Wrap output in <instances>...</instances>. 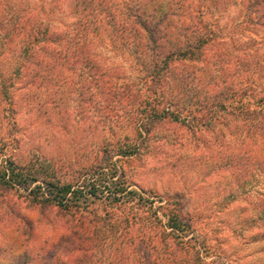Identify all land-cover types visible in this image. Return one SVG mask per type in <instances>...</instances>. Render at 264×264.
<instances>
[{
  "label": "trees",
  "instance_id": "trees-1",
  "mask_svg": "<svg viewBox=\"0 0 264 264\" xmlns=\"http://www.w3.org/2000/svg\"><path fill=\"white\" fill-rule=\"evenodd\" d=\"M68 1L74 23L62 29L45 22L36 5L14 6L0 0V208L2 190L12 188L23 190L29 201L41 207L66 211H84L97 199L109 205L135 201L138 207L148 202L146 229L140 214L126 218L128 227L142 231V236L136 233L134 238L128 230L122 233L125 220L119 217H98L96 210L93 222H86L84 216L78 218L76 230H71L64 242V264H86L88 253L97 249L109 251L113 260L108 264H205L196 243L183 237L189 228L176 203L165 214L164 222L152 201L129 189L128 180L116 177V163H108L107 171L104 164H92L83 183L77 184L78 180L63 182L58 168L45 161L23 162L18 158L16 151L22 140L19 115L30 110L54 117L56 110L64 117L73 110L71 102L75 100V110L83 108L93 119L111 124L110 120L117 118V122L131 124L134 139L126 136L114 150L117 155L131 157L141 153L162 119L171 117L186 125L191 117L190 126L200 129L195 113L198 105H205L213 110L209 119L214 124L219 119H232L243 135L235 144L213 138V165L232 183L224 192L229 194L219 203L220 212H225L238 199L233 188L250 180L258 164L264 162L258 147L261 139L264 142V89L258 88L255 79L261 65L259 52L247 48L232 53L225 48L226 39L208 13L210 7L220 11L230 0ZM241 5L242 24L264 30V0H245ZM96 30L106 31L113 48L131 51L145 74L142 84L121 79L115 67L94 57L90 34ZM212 52L217 54L215 59ZM223 58L235 60L233 73L221 65ZM237 71L249 72L251 80L245 88L234 82ZM207 86L213 88V94L200 102L193 95L192 104L187 106L184 92ZM96 95L103 102L98 110ZM236 97L244 100L235 102ZM248 97H254L256 104ZM64 107L68 109L64 111ZM186 107L192 110L182 116ZM102 108L106 112L100 114ZM96 174L98 177L89 180L88 176ZM247 204L264 212V193L250 196ZM156 231L160 232L154 242ZM259 233L264 237V230ZM135 238L143 245L136 246ZM188 251L192 255L189 260L183 256ZM22 256L26 259L22 264L34 263L29 251ZM47 257L43 253L38 264H50Z\"/></svg>",
  "mask_w": 264,
  "mask_h": 264
},
{
  "label": "rangeland",
  "instance_id": "rangeland-1",
  "mask_svg": "<svg viewBox=\"0 0 264 264\" xmlns=\"http://www.w3.org/2000/svg\"><path fill=\"white\" fill-rule=\"evenodd\" d=\"M244 1L230 0L220 11L210 7L208 17L214 22L216 20L218 29L226 39L225 48L229 52L236 53L235 51L247 48L259 52L261 65L260 70L255 73V79L258 88L264 89V30L246 28L242 24L244 11L241 10V2ZM7 2L14 6L36 5L45 22L62 29L73 26L74 18L68 0ZM90 41L93 55L99 62L115 67L121 79L142 84L145 74L131 51L113 48L110 37L103 30L92 32ZM211 54L212 59H215L217 54ZM235 63L234 59L223 58L221 65L233 73ZM199 72V76L204 78V73ZM233 79L236 86L245 88L251 77L249 72L237 71ZM209 93L213 94V88L197 87L191 92H184L183 99L188 106L192 104L190 99L193 95L200 102L202 97L207 100ZM94 100L97 102V110L103 106L97 95ZM233 100L240 102L244 97ZM247 100L256 104L254 97H248ZM71 104L73 110L70 114H64V117L63 112L56 110L54 117L30 110L21 112L19 123L22 140L20 149L16 151L18 158L23 162L30 159L45 161L58 168L63 182L78 180L77 184L83 183L85 172L92 164H104L107 171L108 163H116L119 168V175L116 177L125 178L128 180L129 189L139 191L152 201L153 208L158 209L164 222L167 221L165 214L176 203L189 228L183 237L196 243L205 264H264V237H260L259 233L264 230V212H259L247 204L250 196L264 193V162L258 164L250 180L233 188L238 199L232 202L230 209L220 212L219 208V203L226 194L225 190H230V187H226L232 183L229 178L216 171L213 165V138H222L226 144L239 143L243 135L241 129L234 125L235 121L219 119L214 124L209 119L213 110L210 111L205 105H198L195 123L202 126L200 129L190 126L193 121L191 117L186 125L172 120L171 117L162 119L155 124V131L141 153L124 157L117 155L114 150L126 136L130 140L134 139L135 130L131 124L123 120L117 122V118L110 120L115 125L100 121L99 118L93 119L82 111L83 108L75 110L77 101L73 100ZM67 109L64 107V111ZM188 109L192 110L186 107L182 116L189 114L186 112ZM102 111L106 112L102 108L100 114ZM94 113L97 114L98 111ZM258 147L264 156L262 139ZM96 177L98 174L88 176L91 181ZM2 193L4 201L0 208V264H22L26 260L22 254L28 251L34 258L32 264H38L43 253L48 255L46 262L64 264V248L67 245L64 242L71 230H76V221L84 216L86 222H93L96 210L98 217L112 215L124 219L125 223L123 222L120 230L122 233L128 230L133 238L137 230L128 227L130 225L126 218L133 213L140 214L143 218L142 226L146 229L145 219L150 216L151 204L148 202L138 207L135 201L109 205L97 199L84 211H66L54 206L41 207L29 201L23 190L16 188L4 189ZM102 220L109 221L106 218ZM139 230L137 234L142 236ZM159 232H155L154 242ZM134 241L138 247L143 245L136 238ZM108 252L97 249L88 253V262L85 263L100 264L102 261L108 264L113 260ZM183 256L189 260L192 255L188 251Z\"/></svg>",
  "mask_w": 264,
  "mask_h": 264
}]
</instances>
